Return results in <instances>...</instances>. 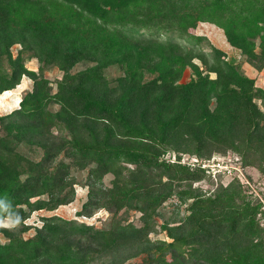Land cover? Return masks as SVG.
Masks as SVG:
<instances>
[{"label": "trees", "instance_id": "16d2710c", "mask_svg": "<svg viewBox=\"0 0 264 264\" xmlns=\"http://www.w3.org/2000/svg\"><path fill=\"white\" fill-rule=\"evenodd\" d=\"M200 22L264 68V0H0V93L32 79L18 107L0 115V222L13 223L0 226V264H124L140 255L141 264H264L257 194L238 177L206 194L193 183L207 169L180 162L230 151L264 175V88L235 55L190 31ZM54 66L55 87L43 73ZM111 66L121 71L114 78ZM185 68L191 77L181 81ZM83 170L77 214L104 208L108 222L53 214L24 237L33 211L73 201ZM172 196L186 212L159 224ZM128 209L140 225L119 216ZM158 227L167 239H151Z\"/></svg>", "mask_w": 264, "mask_h": 264}, {"label": "rangeland", "instance_id": "374dc122", "mask_svg": "<svg viewBox=\"0 0 264 264\" xmlns=\"http://www.w3.org/2000/svg\"><path fill=\"white\" fill-rule=\"evenodd\" d=\"M191 32L196 33L198 35H205L214 45L221 48L227 58L235 55L236 59L240 63L241 69L244 73H246L249 77H252L255 81L257 86L264 88V68L260 71L256 70L249 64L245 63L242 58L238 55L237 51L230 47L225 40V36L220 28L217 26L208 23V22H200L196 25L195 28L190 29ZM202 46L208 50L209 48L203 43ZM19 45H14L11 50L12 53L15 54ZM87 63L82 62L77 64L73 71L79 70L85 67ZM26 66L31 70H37L39 63L36 59L26 60ZM44 75L47 77L51 82L53 87H55V81L61 77L62 72L57 69V67L47 68L44 70ZM106 76L108 78H114L115 76L121 73L120 69L116 66H111L105 70ZM191 77V71L189 68H185L183 75L181 77V81H186ZM32 86V79L28 76H22L20 83L12 89L9 94H0V115L10 112L11 110L18 107L19 100L21 99L22 94L31 89ZM55 107V106H54ZM165 158H169L170 160H174L173 155H165ZM235 153L227 152L224 155L221 154H214L208 160L205 159H198L194 156H190L188 154H184L180 162L183 164H187L190 167H197L198 164L202 167V164L207 168L209 173V177H205L200 181H196L193 183L194 187H197L202 192L206 194L212 193L219 185L227 184L233 177H235L236 173L239 169H235L234 167L239 166V162L236 161ZM236 161V162H235ZM203 166V167H204ZM242 168V167H241ZM230 169L232 173L228 171ZM242 173L246 176H249L254 183V187L258 189L262 196L264 197V175H260L258 170L254 167H246L242 168ZM87 171H77L75 173L78 182L74 185L75 188V196L73 201L68 204L59 205L56 209L48 211V210H35L33 211L28 218L25 219V223L30 225V228L23 232L22 235L24 237H29L34 234L35 227H39L42 223L41 217L48 216V215H59L66 219H76L77 221H82L87 224H91L95 227H102L104 226L109 218L110 213L104 209L100 208L96 210L90 216L78 215V211L81 208V204L86 199L87 187L82 184L86 177ZM112 178L111 174H107L103 181L105 185L110 184V179ZM185 203H181L176 196H172L167 201H165L161 207H159L157 214L155 215V219L160 224L165 220H172L177 221L182 218L185 214ZM140 213L138 211L128 209L123 210L119 213L120 217L126 219L128 221L133 222L136 225H140L141 221L139 219ZM0 224H11L13 225L12 221L9 218L3 219ZM151 239H167L166 234L164 231H161L158 227L156 232L150 234ZM1 240H4V236L0 234ZM143 255L134 257L129 259L124 264H141Z\"/></svg>", "mask_w": 264, "mask_h": 264}, {"label": "built area", "instance_id": "2783aa9c", "mask_svg": "<svg viewBox=\"0 0 264 264\" xmlns=\"http://www.w3.org/2000/svg\"><path fill=\"white\" fill-rule=\"evenodd\" d=\"M204 165L202 164V167H203ZM204 168H205V166H204ZM235 169H239V171L236 173V175H235V177H238L239 178V180L241 181V182H243L244 184H246V185H248L249 186V188L252 190V191H254L256 194H257V196L260 198V200L262 201V209L264 210V197L262 196V194H261V192L258 190V189H256L254 186V183L252 182V180H249L247 177H246V175H244L243 173H242V168H241V166H237V167H234ZM207 169V168H206ZM208 172H209V170H207ZM228 171L230 172V173H232V171L230 170V169H228Z\"/></svg>", "mask_w": 264, "mask_h": 264}, {"label": "bare ground", "instance_id": "6f19581e", "mask_svg": "<svg viewBox=\"0 0 264 264\" xmlns=\"http://www.w3.org/2000/svg\"><path fill=\"white\" fill-rule=\"evenodd\" d=\"M11 91H12V89L11 90H5V91L1 92L0 94H9Z\"/></svg>", "mask_w": 264, "mask_h": 264}, {"label": "clouds", "instance_id": "9594fccd", "mask_svg": "<svg viewBox=\"0 0 264 264\" xmlns=\"http://www.w3.org/2000/svg\"><path fill=\"white\" fill-rule=\"evenodd\" d=\"M0 226H2V227H11L12 225L11 224H0Z\"/></svg>", "mask_w": 264, "mask_h": 264}, {"label": "crops", "instance_id": "0c3cea01", "mask_svg": "<svg viewBox=\"0 0 264 264\" xmlns=\"http://www.w3.org/2000/svg\"><path fill=\"white\" fill-rule=\"evenodd\" d=\"M226 40V39H225ZM227 42V41H226ZM229 45V44H228ZM230 46V45H229Z\"/></svg>", "mask_w": 264, "mask_h": 264}]
</instances>
